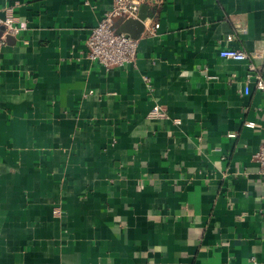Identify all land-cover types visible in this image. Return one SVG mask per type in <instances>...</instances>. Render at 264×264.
<instances>
[{
    "label": "crops",
    "instance_id": "0c3cea01",
    "mask_svg": "<svg viewBox=\"0 0 264 264\" xmlns=\"http://www.w3.org/2000/svg\"><path fill=\"white\" fill-rule=\"evenodd\" d=\"M139 2L135 61L106 70L85 41L114 0H0L23 27L0 48V264H264V93L218 55L264 73V0Z\"/></svg>",
    "mask_w": 264,
    "mask_h": 264
},
{
    "label": "built area",
    "instance_id": "2783aa9c",
    "mask_svg": "<svg viewBox=\"0 0 264 264\" xmlns=\"http://www.w3.org/2000/svg\"><path fill=\"white\" fill-rule=\"evenodd\" d=\"M139 6V0H114L112 9L105 12L97 24L90 30L85 41V59L99 63L106 70L133 63L136 58L138 40L126 34L117 33L115 20L118 19L120 22L125 20H138L140 18ZM158 26L155 23L150 32L154 33ZM21 28H23L22 25H16L12 10L7 9L4 17L0 18V48L6 43L7 38L15 36ZM241 31H244V29ZM218 55L223 60L247 63L246 83L240 93L242 96L249 95V84L252 79L255 80L254 87L257 91L264 93V73L254 65V62L263 59L261 50L247 53L239 49H222ZM147 88L151 91L152 87L149 83H147ZM149 114L152 117L160 119L166 117L160 107L156 105L151 108ZM245 125L253 126L252 123H245ZM227 136L229 138L235 137L233 134ZM253 161L258 165V173L264 185V142L253 155Z\"/></svg>",
    "mask_w": 264,
    "mask_h": 264
},
{
    "label": "water",
    "instance_id": "95a60500",
    "mask_svg": "<svg viewBox=\"0 0 264 264\" xmlns=\"http://www.w3.org/2000/svg\"><path fill=\"white\" fill-rule=\"evenodd\" d=\"M143 23L144 20L142 18H139L138 20H125L117 27V33H123L133 39H137L143 32ZM10 39L11 38H7V41Z\"/></svg>",
    "mask_w": 264,
    "mask_h": 264
}]
</instances>
